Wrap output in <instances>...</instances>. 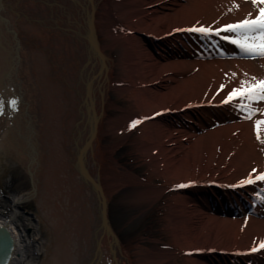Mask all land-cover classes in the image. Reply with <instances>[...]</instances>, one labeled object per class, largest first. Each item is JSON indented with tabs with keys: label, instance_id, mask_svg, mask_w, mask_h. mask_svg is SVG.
I'll list each match as a JSON object with an SVG mask.
<instances>
[{
	"label": "bare ground",
	"instance_id": "obj_1",
	"mask_svg": "<svg viewBox=\"0 0 264 264\" xmlns=\"http://www.w3.org/2000/svg\"><path fill=\"white\" fill-rule=\"evenodd\" d=\"M249 12L245 0H0V162H15L29 182L8 197L9 215L0 213L12 239L2 264H264V249L240 252L264 240V181L195 185L238 186L261 173L254 120L264 114L245 119L239 100L223 101L241 80L264 78V58L182 31L217 29ZM133 120L142 122L130 128ZM128 141L134 164L126 169L111 158ZM79 171L98 184L113 237ZM121 189V219L136 212L128 227L159 204L162 237L153 244L122 246L113 232L107 205ZM28 201L44 244L15 221ZM3 246L0 238V256Z\"/></svg>",
	"mask_w": 264,
	"mask_h": 264
},
{
	"label": "rangeland",
	"instance_id": "obj_2",
	"mask_svg": "<svg viewBox=\"0 0 264 264\" xmlns=\"http://www.w3.org/2000/svg\"><path fill=\"white\" fill-rule=\"evenodd\" d=\"M103 42L105 44H109L110 41L106 39ZM112 56L114 58H117L116 50L112 51ZM110 98V102L112 104L116 105L117 107H125L126 102L124 103L121 100L115 99L113 97V93L110 94ZM117 113L118 112L116 110H109L108 115L109 117H114V115H116ZM134 136H131V141ZM108 143V139L105 138L103 140V144ZM128 151H131L129 141L127 145L121 147L117 152H115L114 156L111 159L114 161L118 160V164H121L122 167L128 169L134 164V158L131 156V154L128 155ZM133 173L141 175L143 173L142 167L140 168L139 166L138 168L134 169ZM28 189V178L22 168L15 162L8 161L6 158L2 160L0 162V213L9 215L11 207L9 205V202L7 201L8 197L11 195L25 193ZM125 191L126 190L121 189L119 191V194L114 195L112 200L107 205L108 220L110 222L111 228L113 229V232H115L118 236V239L120 240L122 246H126L128 244H136V240L142 241L145 244H150L153 239L157 240L158 238L162 237V233L159 230L161 226L159 220V204H155L150 209L148 207L142 208L143 210L146 209L147 211H144V215H142L141 217H137L138 225L134 228L128 227V221L131 219V216L136 215L135 211L131 216L127 217V219H121L120 213L118 212L119 209L116 205V200L117 197L120 198L122 195H124ZM124 200H127V198L125 197ZM16 215L17 216L15 221L23 229V234L31 238L36 231L40 236L38 242L44 244L46 240L45 232L42 229V225L35 219V216L37 215V209L32 201H28L22 204ZM33 218L35 219V221H33ZM26 255H28V253H26ZM131 259L134 261L135 256L132 255ZM33 261L35 262V260Z\"/></svg>",
	"mask_w": 264,
	"mask_h": 264
},
{
	"label": "snow or ice",
	"instance_id": "obj_3",
	"mask_svg": "<svg viewBox=\"0 0 264 264\" xmlns=\"http://www.w3.org/2000/svg\"><path fill=\"white\" fill-rule=\"evenodd\" d=\"M250 3L255 11V16L252 12H249L242 20L235 23H229L223 25L220 28L213 29L212 27H192L183 29L191 33H197L203 37L217 36L221 40L227 41L234 45L239 52L246 58H264V0H245ZM239 9V4H235L229 11H235ZM177 31H181L178 29ZM221 33H227L228 35H221ZM236 74L233 73V76ZM247 77V74H245ZM225 86L221 85V90ZM239 100L240 103L236 104V107L242 111H246L247 115L245 119H252L257 113L264 114V109L254 107L259 102H264V78L247 77L240 81L238 87L233 88L228 96L224 99L223 103H233ZM246 101V103H245ZM15 101H12V105L15 106ZM2 112V109H0ZM141 120H133L130 124V128L136 127L141 123ZM254 131L256 133V139L264 144V119L254 120ZM255 172V170H253ZM257 181H264V173L253 178L252 174H249L248 178L240 181L238 186H244L247 184H255ZM187 185H177L179 188L186 187ZM236 187V186H233ZM264 199V197H262ZM260 249H264V240L259 242L258 246H253L252 252H256Z\"/></svg>",
	"mask_w": 264,
	"mask_h": 264
},
{
	"label": "water",
	"instance_id": "obj_4",
	"mask_svg": "<svg viewBox=\"0 0 264 264\" xmlns=\"http://www.w3.org/2000/svg\"><path fill=\"white\" fill-rule=\"evenodd\" d=\"M87 2H90L92 0H86ZM90 5V13H91V9H94V5L93 3H89ZM89 19V18H88ZM93 45V44H92ZM84 148H82V151H83ZM81 151V152H82ZM79 174L81 175L82 173L79 171ZM87 183H89L91 185V187L93 189H96L97 190V183L94 184L91 180V178L85 176L84 174L81 175ZM98 192L99 196H100V210H99V218H100V222L102 221V226L104 228V230L106 231V233L108 235H110V237L112 236L113 237V234L108 226V223L106 221V204L99 192V189L96 191ZM0 238L3 240L4 242V246H3V250L1 252V256H0V264H2L5 260L4 259H7L10 255V252L12 251V239L7 231V229L3 228L0 226Z\"/></svg>",
	"mask_w": 264,
	"mask_h": 264
}]
</instances>
